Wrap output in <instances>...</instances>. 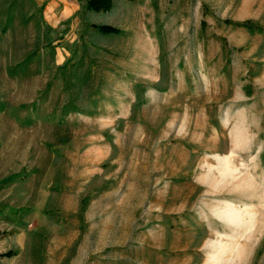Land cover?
<instances>
[{"label":"rangeland","instance_id":"1","mask_svg":"<svg viewBox=\"0 0 264 264\" xmlns=\"http://www.w3.org/2000/svg\"><path fill=\"white\" fill-rule=\"evenodd\" d=\"M88 1L0 0V264H264V0Z\"/></svg>","mask_w":264,"mask_h":264},{"label":"trees","instance_id":"2","mask_svg":"<svg viewBox=\"0 0 264 264\" xmlns=\"http://www.w3.org/2000/svg\"><path fill=\"white\" fill-rule=\"evenodd\" d=\"M100 4H103L105 8H109L111 5L108 0H90L87 2V5L89 6L90 9H96V10H98ZM7 256H11V255L8 254Z\"/></svg>","mask_w":264,"mask_h":264},{"label":"bare ground","instance_id":"3","mask_svg":"<svg viewBox=\"0 0 264 264\" xmlns=\"http://www.w3.org/2000/svg\"><path fill=\"white\" fill-rule=\"evenodd\" d=\"M228 204V203H227ZM228 206H229V209H228V211H227V216H229L230 214H234L235 213V208L229 203L228 204ZM244 209V208H243ZM240 211V210H239ZM242 211V210H241ZM237 212V211H236ZM241 214V213H240ZM237 215V214H236ZM248 215H249V213H248ZM242 216V215H241ZM236 217V216H235ZM235 217H234V220H235ZM234 220H233V223H234ZM239 221H241V220H239ZM235 225H236V223H235Z\"/></svg>","mask_w":264,"mask_h":264}]
</instances>
